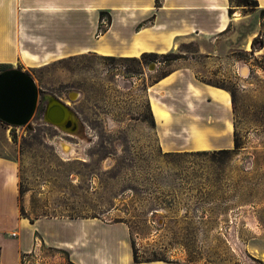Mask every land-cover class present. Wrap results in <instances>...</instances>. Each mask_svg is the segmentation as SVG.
<instances>
[{"label": "rangeland", "instance_id": "374dc122", "mask_svg": "<svg viewBox=\"0 0 264 264\" xmlns=\"http://www.w3.org/2000/svg\"><path fill=\"white\" fill-rule=\"evenodd\" d=\"M233 7L229 35L189 37L167 52L179 57L166 53L138 62L88 52L19 65L40 91L31 128L1 122L19 164L21 213L68 218L73 228L83 220L125 223L141 262L264 264V11L238 0ZM253 36L259 37L255 48ZM218 43L230 47L216 52ZM183 69L230 93L233 148L161 146L152 102L167 112L168 123L175 101L154 86ZM71 91L78 92L74 101ZM45 96L70 105L77 131L46 120ZM63 142L75 151L64 152ZM31 235L3 242L8 263L30 247ZM33 238L18 264H77L71 247L49 245L37 233Z\"/></svg>", "mask_w": 264, "mask_h": 264}, {"label": "crops", "instance_id": "0c3cea01", "mask_svg": "<svg viewBox=\"0 0 264 264\" xmlns=\"http://www.w3.org/2000/svg\"><path fill=\"white\" fill-rule=\"evenodd\" d=\"M256 1L257 10L264 11V0ZM233 4L234 0H0V64L18 67L88 52L116 57L166 54L189 37L229 35L236 19L231 16ZM101 28L105 31L99 33ZM228 47L215 45L216 52ZM157 86L163 87L166 100L175 101L174 108L168 105L171 122L164 121L160 113L167 112L158 103L161 112L153 110L163 149L234 147L231 95L214 96L222 87L199 81L191 69L173 71ZM13 148L9 129L0 122V264H18L21 253L33 248L36 233L49 245L71 247L77 264H174L136 263L129 227L122 222L83 220L73 228L68 218L24 216L19 164L10 155ZM25 231L32 234L30 247L18 250L17 259L8 263L1 245Z\"/></svg>", "mask_w": 264, "mask_h": 264}, {"label": "water", "instance_id": "95a60500", "mask_svg": "<svg viewBox=\"0 0 264 264\" xmlns=\"http://www.w3.org/2000/svg\"><path fill=\"white\" fill-rule=\"evenodd\" d=\"M77 97L78 92L69 93L70 100L74 101ZM39 98V88L29 72L19 67L0 72V122L12 126L28 125L31 128L30 120L37 110ZM44 99L47 100V121L60 128L70 129L69 132L77 131L78 118L69 104L54 96H45ZM67 147L71 149L70 144L63 142L62 148Z\"/></svg>", "mask_w": 264, "mask_h": 264}, {"label": "trees", "instance_id": "16d2710c", "mask_svg": "<svg viewBox=\"0 0 264 264\" xmlns=\"http://www.w3.org/2000/svg\"><path fill=\"white\" fill-rule=\"evenodd\" d=\"M242 5H250V6H258V2L256 1V0H238ZM106 14V12H103L102 13V15H105ZM109 17V19L108 20H110V16H108ZM103 31H105L104 29H100L99 30V33H102ZM258 39H259V37L258 36H256V37H254V39H253V42H252V44H253V48H255V43L258 41ZM262 42H263V40H261V44H260V48H262L263 46L262 45H264V44H262ZM167 54H171V55H174L175 57H179V54H176V53H167ZM167 54H165V55H167ZM160 54H157V53H143L142 55H141V57H130V58H132V59H134V60H136V61H138V62H142V61H145V59L146 58H148V57H152V58H156V57H158ZM7 68H10L9 66H6V65H2V64H0V72H2L3 70H5V69H7ZM166 76V75H165ZM31 221H32V219H31ZM134 261L135 262H141V261H139L138 260V256H137V253H136V251L134 250Z\"/></svg>", "mask_w": 264, "mask_h": 264}, {"label": "bare ground", "instance_id": "6f19581e", "mask_svg": "<svg viewBox=\"0 0 264 264\" xmlns=\"http://www.w3.org/2000/svg\"><path fill=\"white\" fill-rule=\"evenodd\" d=\"M248 49H250L251 48V44H250V41L248 42V47H247ZM247 71V69L246 68H243L242 69V71H243V73H245V71ZM216 91H214V96H219V95H224V96H226V97H230V93L229 92H227V91H225V90H223V89H215ZM152 106H153V109L155 110V111H157L158 113L159 112H161V110L159 109V107L157 106V104L156 103H153L152 102ZM161 114H162V112H161ZM74 120H75V118H74ZM75 122H76V120H75ZM64 128V127H63ZM66 129V128H65ZM68 130H70V129H68ZM68 144H70V146H71V149L69 148V147H67V148H63V150H64V152H66V153H71V152H74L75 151V146L73 145V144H71L70 142H67ZM66 149H69V150H66Z\"/></svg>", "mask_w": 264, "mask_h": 264}]
</instances>
